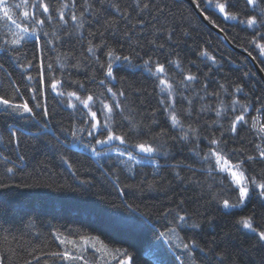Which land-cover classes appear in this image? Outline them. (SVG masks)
I'll list each match as a JSON object with an SVG mask.
<instances>
[{
  "label": "trees",
  "instance_id": "1",
  "mask_svg": "<svg viewBox=\"0 0 264 264\" xmlns=\"http://www.w3.org/2000/svg\"><path fill=\"white\" fill-rule=\"evenodd\" d=\"M198 1L205 14L225 29L234 44L241 48L249 47L246 37L251 30L245 31L244 26L234 21H224L218 10L208 7L204 0ZM50 2L55 5L57 0ZM81 2L82 0H78V3ZM93 2L97 8L102 9L99 22L86 24L80 30L83 35L75 33L74 25L70 22L68 31L73 32V37L65 38L58 52H49L48 56L57 68L56 75H60L59 64L56 63V57L60 55V62L66 65L63 69L65 78L82 81L90 92L99 94L104 88L98 84V80L104 76L86 51L90 39L87 32L89 28L92 31H104L105 20L115 18L118 21L115 29L105 32L104 39L117 50V54L130 55L131 62L114 64L117 79L110 81L108 86H114V90L126 91L127 98H120L124 101V114L133 117L141 126L139 134H130V144L150 139L161 129L166 130L169 136L180 134L179 129L171 127L170 120L158 104V89H155L154 77L143 67L144 60L149 57L163 63L169 59L178 60L184 69L183 74L190 71L200 77L198 82H192L189 89L182 91L193 101V116L186 121V125L191 123L193 127H197L202 137L212 132L219 135L220 124L228 126V120L218 118L215 111H200L202 105L215 106L218 103L214 96L200 99V96H204L201 91L204 84L209 93L220 91V98L225 102L231 97L219 89L220 84L228 92H232L233 85L241 83L250 98L264 99V82L250 59L229 48L203 23L187 1L153 0L155 5L164 7L162 14H157L154 9L140 14L133 6V0H105L104 5L98 0ZM231 2L234 11L244 10L243 0ZM112 3H118L122 10L127 9L131 14V23H135L137 19L144 21L142 26L137 25L132 30V41L123 36V32L131 24L108 6ZM153 25L162 31L156 32ZM52 27L46 26L44 30L50 32ZM56 30L63 33L59 27ZM7 31V26L0 22V40L6 38ZM168 32L173 34L172 40L167 39ZM151 40H155L156 44L149 43ZM100 42L99 36L92 39L93 44ZM159 44L164 47L160 48ZM205 49L216 57L217 63L213 64L201 55ZM23 51H27L30 58L32 44L29 43L22 50L21 62ZM105 51L106 49H102L96 53L101 61L107 59ZM249 51H252L264 69L258 51L251 47ZM13 56L10 52H0V64L4 66L0 69V95L8 93L7 73H11V78L21 85L23 94L15 102L27 100L32 107L37 103L46 105L50 115L45 118L42 108H35L36 116L33 120L27 115L22 117L10 110L5 112L0 106V137L3 138L0 139V183L8 185L0 188V255L4 257V264H24L25 260H31L32 264H43L45 260H51L43 252L60 250L58 242L52 236L57 230L77 241L81 237L90 238L89 247L107 245L104 257L111 264H115L112 257L117 249L127 250L134 257V264H181V261L183 264H190L193 258L197 264H216L214 257L206 256L198 248L193 249L189 256L182 245L192 240L205 247L206 252L209 244L217 252L227 250L238 264H264V248L257 245V238L253 233L236 223L241 216L255 211L258 222L264 226V206L255 195L243 209L225 210L213 201L211 195L220 192V188L214 185L209 190L207 187L209 180L202 170L206 166L189 150L193 147L191 140L186 143L169 140L163 149L168 155L160 154L155 157L160 165L159 170L154 164L147 162L133 167L127 161V156L118 157L116 147L121 150L128 147L119 145L118 141L114 142L115 146L96 145L98 151L108 155L95 156L90 148L84 147L91 142V138L78 131L81 126L88 127L90 118L80 114L87 110L73 101L77 103L80 112L74 111L67 107L66 102H60L62 99L66 101V97H57L50 89L45 92L44 97L37 93L38 98L33 100L31 91L24 85L35 82L26 79V73L17 67ZM77 61L80 62L79 68L73 67ZM168 68L177 80L182 78L183 74L175 65H168ZM28 73L36 76L37 68L28 69ZM244 73L248 75L245 76ZM94 74L97 82H90L89 77ZM66 90L77 89L72 87ZM80 92L81 95L85 94L83 90ZM238 96L240 99L244 98L243 94ZM178 107H181L179 102ZM182 107H188L187 100L183 101ZM97 115L103 121L99 112ZM153 119L158 124H154ZM216 120L220 123L213 124ZM114 124L117 133L128 130V121L122 120L119 115L114 116ZM10 130L17 132L19 147L8 143ZM72 131H76L75 138L71 135ZM241 135L245 137L247 145V140L252 137L246 130H242ZM199 147L206 149L207 141L201 139ZM128 150L135 151L130 147ZM20 155L25 157L23 161L18 159ZM136 155L140 158L144 154L136 151ZM4 156H9L10 159L4 160ZM121 159L124 163L119 162ZM177 164L180 168L175 171H180L183 180L175 177L172 166ZM184 165H191L195 172ZM6 167H15V175L6 173ZM223 195L231 197L232 193L224 192ZM181 200L185 202L180 209L181 214L185 211L195 214L194 218L201 225L199 229L184 227L175 233L170 231L174 213H164L169 209H176ZM160 233L165 235L161 236ZM4 236L8 237V243L3 242ZM11 250H15V254ZM30 252L32 255H29ZM33 256H39L40 259L37 261ZM177 256L180 260L176 259ZM57 264L61 262L58 261Z\"/></svg>",
  "mask_w": 264,
  "mask_h": 264
},
{
  "label": "snow or ice",
  "instance_id": "2",
  "mask_svg": "<svg viewBox=\"0 0 264 264\" xmlns=\"http://www.w3.org/2000/svg\"><path fill=\"white\" fill-rule=\"evenodd\" d=\"M98 2L104 5L105 0H98ZM194 2L199 7L198 0H194ZM204 2L208 7L218 10L224 21H234L236 24L244 26L245 31L251 30L250 35L246 37L248 46L258 51L259 58H262L261 62L264 63V0H243V11H234L231 0H204ZM108 6L120 13L124 20L129 21L131 27L125 29L123 36L126 40L132 41V30L137 25L142 26L144 21L137 19L135 23H131V14L127 9L122 10L118 3H112ZM133 6L140 14L145 11L151 12L153 9L157 14L164 12V7L155 5L153 0H133ZM101 10V8L95 6L93 0H82L81 3H78V0H57L55 5L50 0H0V22L8 28L5 33L6 38L0 40V52L13 53V59L17 67L23 69L26 73V79L29 82H35V84L24 85L25 88L31 91L32 99L36 100L38 98L37 93L44 97L45 92L50 89L57 97L67 98L66 101L62 99L61 103L66 102L67 107L80 112L77 103L73 101L78 102L79 105L83 106V109L87 110V112L80 114L85 118H90L87 128L83 126L78 128L80 133H86L87 137L91 138V142L86 143L84 147L90 148L95 156L108 155V153L98 151L96 145H114V142L118 141L119 145H127L128 147L123 150L116 147V155L118 157L127 156V161L131 162L133 167L147 162L154 164L155 168L159 170L160 165L156 162L155 157L160 154L168 155L163 149L169 140L185 143L191 140L193 147L189 150L199 158L202 165L206 166L202 170L207 174L209 180L207 187L209 190H212L214 185L220 188V192L214 195H211L210 191L213 201L225 210L243 209L248 206L255 195L261 205L264 206V99L261 97L250 98L249 94L245 92L243 84H234L232 92H228L223 84L219 85V89L231 97L227 102L220 98V91L209 93L207 85L202 86L201 91L204 92V96H200V99L214 96L217 98L218 103L215 106L202 105L200 111H215L218 118L224 117L228 120L227 127L220 124L219 135L212 132L202 137L197 127H193L191 123L186 125V121L193 116V101L190 97L185 96L182 91V89H189L192 82H198L200 77L190 71L183 74L184 69L178 60L169 59L166 63H163L159 60L153 61L152 57H149L144 60L143 67L154 77V86L155 89H158V104L170 120L171 127L179 129L180 134L169 136L166 130L161 129L159 133L152 135L150 139L130 144V134H139L141 126L135 122L133 117L124 114V101L120 98H127L126 91L114 90V86H108L110 81L117 79L114 74V64L116 62H131L130 55L117 54V50L112 48L104 39L105 32L116 28L118 21L115 18L111 21L105 20L104 31H92L89 28L87 32L90 39H88L86 51L90 54L91 60L102 70L104 78L99 79L98 84L103 86L104 91L99 94L92 93L82 81L66 79L63 72L66 65L60 62V55L56 57L60 75L55 74L57 68L51 62L48 53L58 52V48L63 45L65 38L71 39L73 37V32L68 31L69 23L71 22L74 25L75 33L83 35L80 30L84 29L86 24L91 25L93 21L99 22ZM201 14L203 15V11ZM89 16L92 18L89 19ZM153 19H155V16H153ZM204 19L209 20L220 32H225V29L209 16L205 15ZM46 26H53L52 30L50 32L45 31ZM57 27L63 30L62 34L57 32ZM153 27L155 28V25ZM155 30L156 32L162 31L158 28H155ZM97 36L101 38V42L93 44L92 39ZM225 38L227 39V35ZM167 39H173L171 32L167 33ZM29 43L32 44L31 57L29 58L27 51H23V61L21 62V52L26 49ZM149 43L156 44V41L151 40ZM158 46L160 48L164 47L163 44ZM249 47H245L244 51L247 52L249 57L257 59L253 56L252 51H249ZM102 49H106L104 55L107 59L104 61H101L100 57L96 55ZM201 55L212 61L213 64L217 63L216 57L211 55L207 49L202 51ZM168 65H175L177 69H180L183 74L182 78L177 80L169 71ZM79 66V61L73 65L76 68H79ZM3 67V64H0V69ZM33 67L37 68L36 76L28 73V69ZM244 75L247 76L248 73H244ZM7 76L9 78L8 93L0 95V106L5 112L10 110L22 117L27 115L35 120L36 113L34 109L42 108L43 117H49L50 113L46 105L37 103L32 107L27 100H22L19 103L15 102L17 97L23 95L21 85L11 78V73H7ZM89 80L90 82H97L96 75L89 77ZM72 87L77 90H66ZM80 90H83L85 94L81 95ZM238 94H243L244 98L240 99ZM196 95L199 96V93H196ZM185 100L188 103L186 108L182 107ZM178 102L181 107H178ZM97 105L98 107H96ZM98 112L103 117V121L98 117ZM251 113L256 115H251ZM116 115H119L122 120L128 121L127 131L117 133L114 124V116ZM152 115L154 118L155 112ZM152 122L158 124L155 119ZM212 123L219 124L220 122L216 120ZM44 130H47L46 124ZM242 130H246L252 137L247 140V145L245 144V137L241 135ZM71 135L75 138L76 131H72ZM0 139L3 138L0 137ZM201 139L207 141L206 149L199 147ZM8 143L19 147V136L16 131L10 130ZM129 147L135 151H129ZM136 151L144 155L137 158ZM3 159L9 160L10 157L4 156ZM18 159L23 161L25 157L20 155ZM119 162L124 163V160L121 159ZM172 167L175 171L180 168V165L177 164ZM184 167L195 172L191 165H184ZM129 170L132 169L129 168ZM5 171L14 176L16 169L15 167H6ZM175 177L179 180L184 179L180 175V171H175ZM3 187H8V185L0 183V188ZM149 187H152V185H149ZM224 192H231L232 196H224ZM184 203L181 200L176 209H169L168 212L164 213L165 215L174 213L173 220L170 221L173 224L170 229L171 232L175 233L178 229L184 227L194 230L201 227L199 221L194 218L195 214H189L187 211L181 214L180 209ZM236 223L247 232L253 233L257 238V245L264 248V226L258 222L255 211L250 215L241 216L236 220ZM160 235L164 236L165 233H160ZM52 236L58 242L60 250L43 252V255L52 258L51 260H45L43 264H57L58 261L61 264H111L104 257L107 245L89 247L90 238L81 237L80 241H77L58 230L54 231ZM2 239L4 243H8L7 236ZM13 240H16V238L13 237ZM182 247L188 252L189 256H191L193 249L198 248L206 256L214 257L216 264H238L236 259L229 256L227 250L217 252L212 244L207 245V252L205 247H201L195 240L184 243ZM11 251L15 254V250ZM29 255H32V253L30 252ZM33 259L38 261L40 257L33 256ZM112 259L115 264H134V257L127 250H114ZM176 259L180 260V257L177 256ZM0 264H4L2 255H0ZM24 264H32V261L25 260ZM181 264H183V261H181ZM190 264H197V262L193 258Z\"/></svg>",
  "mask_w": 264,
  "mask_h": 264
},
{
  "label": "water",
  "instance_id": "3",
  "mask_svg": "<svg viewBox=\"0 0 264 264\" xmlns=\"http://www.w3.org/2000/svg\"><path fill=\"white\" fill-rule=\"evenodd\" d=\"M187 1L193 8L194 10L196 11L198 17L203 21V23H205L209 28H211L224 42L225 44L237 51V52H240L242 54H244L245 56H247L250 61H251V64L253 66V68L255 69V71L257 72V74L259 75V77L263 80L264 82V69L262 68L261 64L258 62L257 59H253L252 57H249L247 52L244 51V48H241L239 46H237L236 44H234L230 38L228 37V35L226 34V32H220L218 28L214 27L210 22L209 20H206L204 19V16L206 15L205 12L203 11V9L201 8V4L199 2V7H197V3L194 2V0H185ZM203 11V15L201 14ZM227 35V39L225 38V36ZM254 56V55H253Z\"/></svg>",
  "mask_w": 264,
  "mask_h": 264
}]
</instances>
